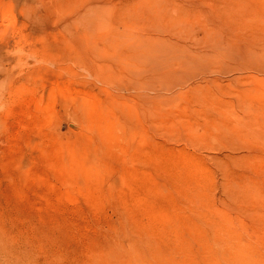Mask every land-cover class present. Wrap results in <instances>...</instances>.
<instances>
[{"label":"rangeland","instance_id":"rangeland-1","mask_svg":"<svg viewBox=\"0 0 264 264\" xmlns=\"http://www.w3.org/2000/svg\"><path fill=\"white\" fill-rule=\"evenodd\" d=\"M0 264H264V0H0Z\"/></svg>","mask_w":264,"mask_h":264}]
</instances>
